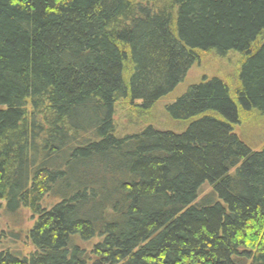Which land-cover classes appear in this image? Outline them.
Here are the masks:
<instances>
[{
	"label": "trees",
	"instance_id": "trees-1",
	"mask_svg": "<svg viewBox=\"0 0 264 264\" xmlns=\"http://www.w3.org/2000/svg\"><path fill=\"white\" fill-rule=\"evenodd\" d=\"M206 53L234 80L165 105L182 129L118 131ZM250 118L264 133V0H0V210L34 221L0 230V264H264Z\"/></svg>",
	"mask_w": 264,
	"mask_h": 264
},
{
	"label": "rangeland",
	"instance_id": "rangeland-1",
	"mask_svg": "<svg viewBox=\"0 0 264 264\" xmlns=\"http://www.w3.org/2000/svg\"><path fill=\"white\" fill-rule=\"evenodd\" d=\"M237 55L230 53L225 58H217L212 54L206 53L200 56L199 61L194 64L187 72L185 78L167 97L158 101L155 106L143 117L129 113V109L125 104L120 105L117 109L116 123L120 133L135 132L141 129L142 126L151 124L160 129L180 130L182 124L171 121L164 112V106L175 101L178 97L185 93L187 88L198 83L201 78L206 76L218 75L226 77L229 82L234 80ZM256 124V119L250 118L247 122L235 126V132L252 146L260 147V142L264 140V133ZM202 188V194L208 192L207 184ZM33 220L30 219V213L26 209H20L16 214H8L2 208L0 210V230L10 231L11 233L22 230L23 234L27 228H31ZM7 233V232H6ZM23 238V237H22ZM72 245H77L81 248L89 250L98 239L93 238L88 241L81 240L78 236H72ZM29 249V248H27ZM88 264H92L90 261Z\"/></svg>",
	"mask_w": 264,
	"mask_h": 264
}]
</instances>
